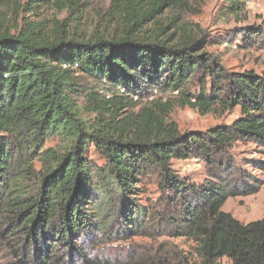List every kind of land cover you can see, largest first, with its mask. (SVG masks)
I'll use <instances>...</instances> for the list:
<instances>
[{
  "label": "trees",
  "instance_id": "16d2710c",
  "mask_svg": "<svg viewBox=\"0 0 264 264\" xmlns=\"http://www.w3.org/2000/svg\"><path fill=\"white\" fill-rule=\"evenodd\" d=\"M248 1L225 0L219 12L238 18ZM18 2L34 15L67 16L18 27L0 18V245L18 264H121L103 255L105 242L156 231L193 245L162 243L131 256L134 264H264V214L243 222L222 209L229 196L264 185V69H226L186 19L187 0H110L88 29L85 0ZM245 31L264 38V14ZM144 82L170 95L143 100ZM174 106L240 114L181 132L168 120ZM237 142L254 143L263 157L237 163ZM91 145L103 166L87 157ZM189 158L204 162L201 181L172 167ZM151 177L157 200L141 204Z\"/></svg>",
  "mask_w": 264,
  "mask_h": 264
},
{
  "label": "rangeland",
  "instance_id": "374dc122",
  "mask_svg": "<svg viewBox=\"0 0 264 264\" xmlns=\"http://www.w3.org/2000/svg\"><path fill=\"white\" fill-rule=\"evenodd\" d=\"M0 0V18L4 26L18 27L23 21H39L46 16L52 24V19H62L67 16L66 11H57L55 9L40 11L38 15L28 13L18 0L8 2ZM21 3L23 0H19ZM225 0H187L185 5V17L193 25L197 35L204 37L207 41L206 50L218 58L220 63L230 71H243L252 69L261 72L264 69V38L260 36H250L245 28L251 25L260 24V17L264 14V0H249L246 5L245 13L238 18L233 15H221L219 9ZM110 0H85L83 14L85 17L81 20L82 28L88 29L90 26L102 22L105 13L108 11ZM101 25V24H99ZM199 28V29H198ZM198 29V30H197ZM104 83L97 84L102 87ZM141 93L143 100L150 99L154 95H170L169 91L160 92L157 86L148 85L145 82L141 84ZM192 90L198 88L195 80L190 84ZM156 89V90H155ZM121 91V90H120ZM134 95L133 100H136ZM240 114L239 107L224 113L211 112L201 114L196 109L190 107L174 106L168 116V120L173 121L181 132L184 131H206L208 128L218 124H230ZM57 139L51 138L45 141V146L54 145ZM261 148L250 142H237L232 148L237 163L245 166L244 159L261 158ZM90 162L97 166L104 165V158L96 150L95 146H90L86 153ZM38 166V163H35ZM172 167L181 177H188L194 181H201L206 177V167L204 162L198 158H189L185 160H172ZM246 167V166H245ZM258 176L262 173L260 170H253ZM158 190L154 178L146 179L138 195V201L141 204L153 203L157 200ZM222 209L230 212L240 221L248 222L258 219L264 214V185L258 192L245 196H229ZM152 237L136 235L125 237L123 234H117L103 245L102 253L104 256L112 259H118L121 264H134L131 260L133 255L154 254L160 244L171 246L176 245L185 251L192 247V242L182 237H169L166 234L153 232ZM222 264H229L226 258H222ZM0 264H18V259L9 250L7 245H0Z\"/></svg>",
  "mask_w": 264,
  "mask_h": 264
},
{
  "label": "built area",
  "instance_id": "2783aa9c",
  "mask_svg": "<svg viewBox=\"0 0 264 264\" xmlns=\"http://www.w3.org/2000/svg\"><path fill=\"white\" fill-rule=\"evenodd\" d=\"M122 90V89H121ZM156 90V89H155Z\"/></svg>",
  "mask_w": 264,
  "mask_h": 264
}]
</instances>
